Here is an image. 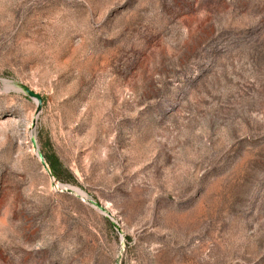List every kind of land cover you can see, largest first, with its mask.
Listing matches in <instances>:
<instances>
[{"label": "rangeland", "instance_id": "obj_1", "mask_svg": "<svg viewBox=\"0 0 264 264\" xmlns=\"http://www.w3.org/2000/svg\"><path fill=\"white\" fill-rule=\"evenodd\" d=\"M0 264H264V0H0Z\"/></svg>", "mask_w": 264, "mask_h": 264}, {"label": "water", "instance_id": "obj_2", "mask_svg": "<svg viewBox=\"0 0 264 264\" xmlns=\"http://www.w3.org/2000/svg\"><path fill=\"white\" fill-rule=\"evenodd\" d=\"M19 87V89L24 93V94H26L29 98H31V99H35L36 101H37V109H36V113H35V116H37L38 114H39V112L41 111V105H42V99H41V97H40V95L39 94H37V93H35V92H33V91H31L30 89H28L27 87H25V86H22V85H20V86H18ZM33 124H34V122H33ZM32 124V125H33ZM30 144H31V146H32V148L36 151V157H37V159L39 160V163H40V165H41V167H42V169L45 171V173H47V175L51 178V180L54 182V183H56V180L53 178V176L51 175V172H50V170H49V167H48V165L46 164V162H45V160H44V158H43V155L38 151V149H37V144H36V141H35V138L34 137H30ZM57 184V183H56ZM58 186H62V185H60V184H57ZM64 190H68V191H71V188H63ZM76 193H78L77 191H76ZM92 203V205L93 206H95L96 208H97V210H99L101 213H103L104 214V208L102 207V206H100L99 204H97V203H95V202H91ZM113 225H114V227L116 228V230H118V227H117V225L116 224H114L113 223Z\"/></svg>", "mask_w": 264, "mask_h": 264}, {"label": "trees", "instance_id": "obj_3", "mask_svg": "<svg viewBox=\"0 0 264 264\" xmlns=\"http://www.w3.org/2000/svg\"><path fill=\"white\" fill-rule=\"evenodd\" d=\"M46 164L49 167V170L51 172V175L53 176L54 179L60 180V166H59V161L55 155H48L43 157Z\"/></svg>", "mask_w": 264, "mask_h": 264}, {"label": "bare ground", "instance_id": "obj_4", "mask_svg": "<svg viewBox=\"0 0 264 264\" xmlns=\"http://www.w3.org/2000/svg\"><path fill=\"white\" fill-rule=\"evenodd\" d=\"M59 187L63 188V185L62 186H59Z\"/></svg>", "mask_w": 264, "mask_h": 264}]
</instances>
